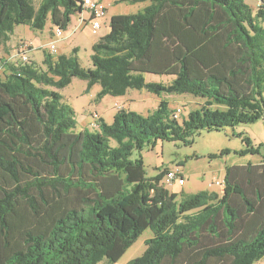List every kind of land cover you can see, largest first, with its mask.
<instances>
[{
	"label": "trees",
	"instance_id": "16d2710c",
	"mask_svg": "<svg viewBox=\"0 0 264 264\" xmlns=\"http://www.w3.org/2000/svg\"><path fill=\"white\" fill-rule=\"evenodd\" d=\"M91 47L89 68L45 53L41 66H0V264L118 261L146 229L153 237L128 264H264V160L230 166L221 194L180 200L146 178L148 142L181 141L202 131L264 119V0H132ZM81 0H0V41L14 28L67 30ZM18 48V47H17ZM31 48L28 47L27 52ZM144 74L170 76L146 82ZM73 79L101 87L97 98L128 90L190 95L202 104L180 124L161 101L142 116L119 110L111 124L74 133L73 110L58 92Z\"/></svg>",
	"mask_w": 264,
	"mask_h": 264
},
{
	"label": "rangeland",
	"instance_id": "374dc122",
	"mask_svg": "<svg viewBox=\"0 0 264 264\" xmlns=\"http://www.w3.org/2000/svg\"><path fill=\"white\" fill-rule=\"evenodd\" d=\"M40 0H35L36 5ZM85 1V0H81ZM96 2V0H92ZM106 17L101 19V28L97 34L90 32L89 13L83 12L86 23L79 24L73 35L74 20L80 15L76 14L69 25V30L64 36H69L65 44H56L55 53H51L46 46L51 40L52 26L48 20L42 31H33L27 25H18L14 28L7 44L0 41V66H4L3 60L9 59L13 62L18 59L17 47L26 44L32 47L27 52L29 63L37 66L42 65L45 53L52 55H69L74 47L79 48L77 57L83 68L91 65V45L100 37L105 36L109 31V21L113 16L133 15L142 11L148 2H132V0H105ZM104 1V2H105ZM252 8L256 9L261 0H246ZM84 20V19H83ZM13 55V57H11ZM146 82L167 83L172 80L170 76H159L144 74ZM101 87L96 84L90 88L85 81L73 79L72 82L58 92L63 97V102L73 110L75 121L74 133L87 129L93 122L94 116L102 118L106 123L111 124L113 116L119 110H127L148 116L157 109L161 101L168 103L169 109L175 111L177 108L181 113L177 121L181 124L186 120L189 113L197 109L202 102L190 95H166L156 96L145 90H128L124 96H104L97 98ZM95 118V119H96ZM97 120V119H96ZM142 159L145 167L146 178H156L163 170L179 171L184 179V186L165 185V175L161 184L170 191H174L177 200L184 195L197 194L199 192H214L221 194L223 188L217 183L223 184L225 170L230 166L259 165L264 160V119H259L248 125L227 126L219 131H202L193 138L188 137L185 142L170 141L155 143L148 142L138 151L135 150L132 159ZM153 237V232L146 229L137 240L126 250L122 257L115 263L103 259L99 264H128L131 260L141 256L146 249L145 242Z\"/></svg>",
	"mask_w": 264,
	"mask_h": 264
},
{
	"label": "built area",
	"instance_id": "2783aa9c",
	"mask_svg": "<svg viewBox=\"0 0 264 264\" xmlns=\"http://www.w3.org/2000/svg\"><path fill=\"white\" fill-rule=\"evenodd\" d=\"M262 2V0H261ZM261 4V3H260ZM87 10L90 14L89 17V23L91 24V29H92V33L93 34H97V31L101 28V19L105 17V8L104 6L100 3V2H94L92 0H85L83 3V11ZM80 18H78L77 20V26L74 28L75 32L78 27L79 24L81 23H85L86 21L83 20L82 18V13L79 14ZM63 34V31L61 29H55L54 31V38L55 39H60L61 36ZM27 49L28 46H26V44H21L18 45L17 48V56H19L18 53L22 54V60L23 61H27ZM51 53H55L56 51V41H52L49 44V48ZM1 69V67H0ZM181 113V110L179 108H177L174 112H173V119L177 120L179 115ZM96 118V116H94ZM98 123L96 122V120H93L92 123H90L89 128L91 130H96L98 128ZM165 185H171V183H177L179 186H182L184 184V179L182 176L179 175V171H174V170H169L167 172V174L165 175ZM218 186L222 187L223 184L217 183Z\"/></svg>",
	"mask_w": 264,
	"mask_h": 264
},
{
	"label": "crops",
	"instance_id": "0c3cea01",
	"mask_svg": "<svg viewBox=\"0 0 264 264\" xmlns=\"http://www.w3.org/2000/svg\"><path fill=\"white\" fill-rule=\"evenodd\" d=\"M105 0H96V2H100L103 6L104 5H106L105 3H106V1L104 2ZM253 1V0H252ZM252 5V4H251ZM104 8H105V17H106V6H104ZM85 12H88L87 10H84ZM84 11H82V18L86 21L87 19H85L84 18V16H83V12ZM89 13V12H88ZM90 14V13H89ZM74 17V16H73ZM73 17H72V19H73ZM89 17H90V15H89ZM104 17V18H105ZM78 18H80V17H78ZM78 18H76L75 20H74V25L75 26H73V30H70V33L69 34H71V35H73L74 34V28L77 26V20H78ZM86 23V22H85ZM90 24V23H89ZM83 26V25H82ZM82 26H80L79 28H81ZM89 29H90V32L92 33V29H91V24H90V27H89ZM69 30V28H67V30H65V31H63L64 33L66 32V31H68ZM100 30V29H99ZM54 31H55V29L52 27V29H51V31H50V33H51V40H50V42H49V44L52 42V41H56V44H58V43H63V44H65V42H66V40L69 38V36H64V34H62V36H61V38L60 39H55L54 38V36H53V34H54ZM98 33V32H97ZM92 35H95V34H93L92 33ZM96 42V41H95ZM95 42H93V44L95 43ZM49 44L46 46V49H48L49 48ZM92 44V45H93ZM92 45H91V47H92ZM32 48V47H31ZM75 48H77L78 50H79V48L78 47H74V49ZM49 50V49H48ZM11 57H13V55L11 56ZM5 61H9V59L7 60V59H5ZM174 184H176L177 186H179L177 183H174ZM185 184V183H184ZM184 184L182 185V186H184ZM174 192V191H173Z\"/></svg>",
	"mask_w": 264,
	"mask_h": 264
}]
</instances>
